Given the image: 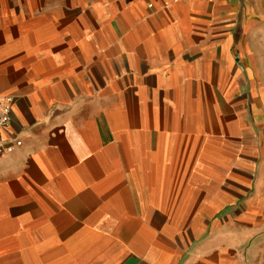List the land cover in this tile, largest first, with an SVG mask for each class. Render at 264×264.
Segmentation results:
<instances>
[{
    "label": "crops",
    "instance_id": "obj_1",
    "mask_svg": "<svg viewBox=\"0 0 264 264\" xmlns=\"http://www.w3.org/2000/svg\"><path fill=\"white\" fill-rule=\"evenodd\" d=\"M0 264H264V0H0Z\"/></svg>",
    "mask_w": 264,
    "mask_h": 264
},
{
    "label": "built area",
    "instance_id": "obj_2",
    "mask_svg": "<svg viewBox=\"0 0 264 264\" xmlns=\"http://www.w3.org/2000/svg\"><path fill=\"white\" fill-rule=\"evenodd\" d=\"M14 104L15 97L13 95L0 94V157L10 155L22 146V142L17 137L4 138L13 123Z\"/></svg>",
    "mask_w": 264,
    "mask_h": 264
}]
</instances>
